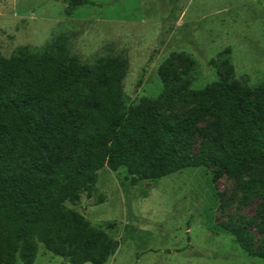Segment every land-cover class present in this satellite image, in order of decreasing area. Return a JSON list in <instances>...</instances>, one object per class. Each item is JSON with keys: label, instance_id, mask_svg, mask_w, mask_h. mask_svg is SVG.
I'll return each instance as SVG.
<instances>
[{"label": "trees", "instance_id": "1", "mask_svg": "<svg viewBox=\"0 0 264 264\" xmlns=\"http://www.w3.org/2000/svg\"><path fill=\"white\" fill-rule=\"evenodd\" d=\"M178 56L158 68L165 91L157 99L127 102L121 55L82 63L63 34L0 55V264L33 263L39 243L64 262L104 264L117 240L65 205L90 197L104 166L149 179L209 165L214 177L239 176L242 193L263 196L252 222L264 232V88L235 79L229 57H218L219 78L190 89ZM183 103L192 106L181 122L157 111ZM210 115L211 134L192 151V134ZM250 222L226 229L264 259Z\"/></svg>", "mask_w": 264, "mask_h": 264}, {"label": "rangeland", "instance_id": "2", "mask_svg": "<svg viewBox=\"0 0 264 264\" xmlns=\"http://www.w3.org/2000/svg\"><path fill=\"white\" fill-rule=\"evenodd\" d=\"M61 34L82 63L107 54L126 59L127 102L165 91L158 68L172 53L179 54L190 89L219 78L211 62L218 57H229L235 79L264 88V0H0V55L20 45L38 49ZM191 106L157 111L181 122ZM213 118L197 124L192 151L211 134ZM212 170L187 167L149 179L104 166L92 195L65 205L117 240L104 264H264L226 229L238 219L251 221L254 246L264 247V232L252 222L263 196L245 195L239 176L214 177ZM31 264L71 263L39 243Z\"/></svg>", "mask_w": 264, "mask_h": 264}]
</instances>
